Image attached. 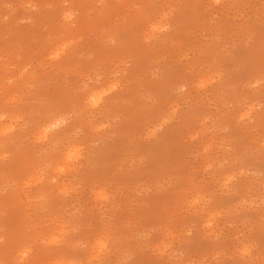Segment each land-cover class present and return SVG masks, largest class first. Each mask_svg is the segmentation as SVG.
Segmentation results:
<instances>
[{
    "label": "rangeland",
    "instance_id": "obj_1",
    "mask_svg": "<svg viewBox=\"0 0 264 264\" xmlns=\"http://www.w3.org/2000/svg\"><path fill=\"white\" fill-rule=\"evenodd\" d=\"M0 264H264V0H0Z\"/></svg>",
    "mask_w": 264,
    "mask_h": 264
},
{
    "label": "bare ground",
    "instance_id": "obj_2",
    "mask_svg": "<svg viewBox=\"0 0 264 264\" xmlns=\"http://www.w3.org/2000/svg\"><path fill=\"white\" fill-rule=\"evenodd\" d=\"M56 126V125H55Z\"/></svg>",
    "mask_w": 264,
    "mask_h": 264
}]
</instances>
